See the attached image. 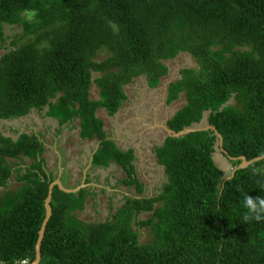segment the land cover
Instances as JSON below:
<instances>
[{
    "label": "trees",
    "instance_id": "trees-1",
    "mask_svg": "<svg viewBox=\"0 0 264 264\" xmlns=\"http://www.w3.org/2000/svg\"><path fill=\"white\" fill-rule=\"evenodd\" d=\"M29 8L37 15L26 20ZM14 27L20 34L0 55V120L45 107L59 124L79 118L81 138L101 141L92 165L119 164L122 183L137 194L107 218L87 222L78 213L89 188L65 193L54 186L40 264H264V222L240 219L241 193L264 195V159L225 180L230 173L212 159V131L166 136L154 149L165 181L158 194L142 196L133 149L106 139L95 115L100 107L116 113L135 77L156 87L168 71L164 61L186 52L196 67L168 85L166 102L184 93L185 103L167 126L180 131L209 111L227 155H264V0H0V47ZM98 52L105 58L96 60ZM93 83L98 99L90 97ZM230 98L234 104L224 105ZM42 150L35 134L0 135V186L14 178L20 187L0 207V264L35 258L50 184ZM25 159L32 164L22 169ZM229 161L233 168L240 162Z\"/></svg>",
    "mask_w": 264,
    "mask_h": 264
},
{
    "label": "rangeland",
    "instance_id": "rangeland-1",
    "mask_svg": "<svg viewBox=\"0 0 264 264\" xmlns=\"http://www.w3.org/2000/svg\"><path fill=\"white\" fill-rule=\"evenodd\" d=\"M19 32L20 30L16 27L5 29L4 34L6 42L1 44L0 55L8 49L9 43L15 38V35L20 34ZM104 58L105 52L104 54L98 52L96 60ZM164 64L168 67L167 74L160 79L159 84L155 88L148 87L145 76L136 77L131 83L124 86V92H126L127 99L123 101L122 106L119 107L120 111L118 110L119 112L117 113L122 114L124 112L125 117L133 118V120L130 119V121L126 122V125L131 128L130 133L124 135V142L123 140L120 141L121 143L123 142L121 145L125 147L131 146L137 151L135 152L136 158L138 157V149H140L141 159L143 160L139 162V166L138 163H136V167L138 170V180L145 186L142 196L158 194L159 188L165 181L164 169L157 163L154 149L156 146L161 145L167 134V131L163 128L165 121L185 102L184 93H181L176 101H172L170 104L166 105L164 102L166 97L164 88L168 81H175L180 77L179 71L183 68L196 67L194 59L186 52H181L176 55L175 58L164 61ZM94 75H96V73ZM92 91H94V93H92L93 96L97 98L98 90L93 89ZM228 103L234 104V99L231 98ZM136 115H138V118H136ZM116 117L117 121H113L112 119L111 123L113 125H122V121H120L122 116L118 118V115H116ZM207 117L208 112L206 111L203 113V119L199 121L200 124L198 127H204L206 125L205 121ZM4 130L5 129L1 128L2 133ZM110 132L114 131L112 130ZM119 138L123 139L121 138V135ZM212 159L221 170H224L225 173L231 172L233 168L232 164L219 150L214 151ZM115 168L113 169L111 166L107 168L109 177L114 174V177L118 179L117 181H111L112 183L115 182V185L111 183V185H113L111 186L107 183L106 185L103 183L105 187L102 186L101 189L98 187L95 188L97 190V195L94 196V201L97 204L95 205V202L94 204L87 202L85 208L78 213V217L83 221L95 222L103 220L104 218H107L110 213H113L116 208H119L122 205L125 196L130 197L137 195L133 185L126 187L123 184L117 183L121 180L119 177L123 175V171L119 166H115ZM62 180L63 179H61V181ZM10 184L13 186L15 183L11 182ZM17 186L19 187L18 183L11 188H9L8 184L6 187L1 186L0 207H2L4 198L8 195L7 193L13 191L17 192ZM149 216L150 213L147 212L140 214L139 218L145 219ZM139 234L141 243L149 241L150 236L148 230L144 228L139 229Z\"/></svg>",
    "mask_w": 264,
    "mask_h": 264
},
{
    "label": "crops",
    "instance_id": "crops-1",
    "mask_svg": "<svg viewBox=\"0 0 264 264\" xmlns=\"http://www.w3.org/2000/svg\"><path fill=\"white\" fill-rule=\"evenodd\" d=\"M93 89L96 90L97 88L93 87ZM92 93H94V91H91V97L96 98ZM124 94V100H126V92H124ZM118 110L116 113L109 115L105 108L100 107L96 110L95 115L102 122V130L105 132L106 139L112 141L114 145L120 150L126 151L127 149H133V175H135L138 179V170L136 167V163H138L139 166V162L143 160L141 159L140 149H138V157L136 158L135 152L137 151H135L134 148H132L131 146L125 147L121 145L125 141L124 135L130 133L131 131V128L126 125V122L130 121V119L133 120V118L125 117L124 112L122 114H117L120 111ZM46 111V107L40 112H38L37 109H30V111L22 117L16 119L0 120V135L16 139L18 135L22 133L35 134L42 144L43 148L40 156V167L45 172L46 179L49 180L50 183L59 182L62 187H65L67 189L89 188L90 197L86 202H89L90 204H94L95 202L94 196L97 195V190L95 189L96 187L101 189L102 186H104L103 183H105V185L106 183L108 185H111L112 180H118L114 177V174L109 177V173L107 171L108 167L111 166L114 169L115 166H119L121 168L124 177L123 175H121V177H119L121 180L117 183L123 184L122 180L126 178V173L123 170V167H121L119 164L111 162L107 167H95L94 165H92L93 155L100 147L101 141L98 138H81L79 118H75L71 121L59 124L58 119L46 115ZM116 115H118V118L122 116L120 120L122 121V125H113L111 123L112 119L113 121H117ZM105 116L107 119L105 118ZM137 116L138 115H136V118H138ZM1 128L5 129L3 133L1 132ZM112 130L114 132H110ZM120 135L123 139L119 138ZM120 140H123V142L121 143ZM24 161V165L19 164V167H21L22 169L23 167H27L28 164H32L31 160ZM64 178L66 179V181ZM61 179L63 180L61 181ZM11 182H14L15 184H13L12 186L10 184ZM11 182L8 183L9 188L17 185L14 178ZM112 184L115 185V182H113ZM123 185L126 186L125 184ZM144 187L145 186L143 185V190ZM96 204L97 203L95 202V205Z\"/></svg>",
    "mask_w": 264,
    "mask_h": 264
},
{
    "label": "water",
    "instance_id": "water-1",
    "mask_svg": "<svg viewBox=\"0 0 264 264\" xmlns=\"http://www.w3.org/2000/svg\"><path fill=\"white\" fill-rule=\"evenodd\" d=\"M169 82L170 81L167 82V85L169 84ZM167 85L165 86L166 90H167ZM229 101H230V99L224 105L229 104L228 103ZM202 119H203V116H202L201 120ZM205 123H206V125L204 127H198L200 122H194L191 125L184 127L182 130L177 131V132L170 129L166 124L163 125V128L167 131L166 136H171V137H175V138L183 137L184 135L191 133V132H195V131H208V130L212 131L213 134L216 136V141L214 144V150H219L221 152V154L225 155L228 160H231V161L240 160L239 164L235 168H232L230 174L228 176H226L225 180L230 179L234 175V172L237 169L247 167L249 164H251L255 161H259L261 159H264V155L255 157V158L250 159V160H247L244 156L230 157L229 155H227L226 150L223 149V147H222L221 135L215 130L214 126H212L208 123L207 119H206ZM222 171L224 172V170H222ZM54 186H57L61 191L65 192V193H75L79 190V189H67L65 187H62L59 182H56V183L52 182L49 184L48 194L44 200L45 215H44V218H43L42 223L40 225V228L38 231V237H37L36 244H35V258L30 263L21 262V263H16V264H40V257H41L40 256V245H41L42 238L44 236L46 224H47V222L51 216L50 201H51L52 191H53Z\"/></svg>",
    "mask_w": 264,
    "mask_h": 264
},
{
    "label": "clouds",
    "instance_id": "clouds-1",
    "mask_svg": "<svg viewBox=\"0 0 264 264\" xmlns=\"http://www.w3.org/2000/svg\"><path fill=\"white\" fill-rule=\"evenodd\" d=\"M24 19L26 20H31L33 19L34 17H36L37 15V11L35 9H24L23 10V13H22ZM140 76H145V75H140ZM138 76V77H140ZM165 76V75H164ZM136 78V77H135ZM146 78V77H145ZM134 79V78H133ZM133 81V80H132ZM131 81V82H132ZM147 81V80H146ZM173 82L170 80L169 84ZM168 84V85H169ZM168 85H167V88H168ZM93 86H95V84L93 83L90 87V97H91V91L93 90ZM97 88V87H96ZM165 89V88H164ZM98 90V88H97ZM165 92H166V97H167V90L165 89ZM98 94V97L97 98H92V99H98L99 98V92H97ZM180 95V94H179ZM166 97H165V104H170V103H167L166 102ZM231 99V98H230ZM173 101H176V100H173ZM172 102V101H171ZM185 103V102H184ZM228 105V104H227ZM183 106V105H182ZM181 107V106H180ZM179 107V108H180ZM177 108L173 114L179 109ZM208 114H209V111H207ZM96 113V112H95ZM172 114V115H173ZM171 115V116H172ZM170 116V117H171ZM169 117V118H170ZM166 125H167V120H166ZM97 139V138H95ZM164 140V139H163ZM215 151V150H214ZM213 156V154H212ZM26 160V159H25ZM29 165V164H28ZM253 175H256L260 170L259 169H253ZM262 188H264V185H262ZM242 195V200H241V208H242V212L240 213V219L245 222V223H251V222H264V195H261V196H258L256 197L255 199L252 198L251 196H249L247 194V192H242L241 193Z\"/></svg>",
    "mask_w": 264,
    "mask_h": 264
},
{
    "label": "flooded vegetation",
    "instance_id": "flooded-vegetation-1",
    "mask_svg": "<svg viewBox=\"0 0 264 264\" xmlns=\"http://www.w3.org/2000/svg\"><path fill=\"white\" fill-rule=\"evenodd\" d=\"M168 119H169V118H168ZM168 119H167V120H168Z\"/></svg>",
    "mask_w": 264,
    "mask_h": 264
}]
</instances>
